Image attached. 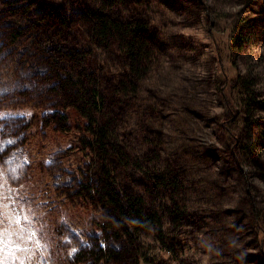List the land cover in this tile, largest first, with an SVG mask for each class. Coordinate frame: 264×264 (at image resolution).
I'll return each mask as SVG.
<instances>
[{
  "label": "rangeland",
  "instance_id": "1",
  "mask_svg": "<svg viewBox=\"0 0 264 264\" xmlns=\"http://www.w3.org/2000/svg\"><path fill=\"white\" fill-rule=\"evenodd\" d=\"M124 2L125 15L147 23L154 60L136 100L114 107L115 121L134 157L148 144L179 177L172 264H264V0ZM6 3L0 0V262L119 264L97 251L110 245L102 210L82 185L95 170L85 121L69 109L67 131L46 122L40 56L48 51L36 44L59 20L40 32L34 6ZM96 55L119 72L111 53ZM132 175L123 182L141 189ZM138 242L139 264L171 260L153 233ZM120 253V264H133Z\"/></svg>",
  "mask_w": 264,
  "mask_h": 264
},
{
  "label": "trees",
  "instance_id": "2",
  "mask_svg": "<svg viewBox=\"0 0 264 264\" xmlns=\"http://www.w3.org/2000/svg\"><path fill=\"white\" fill-rule=\"evenodd\" d=\"M18 1L26 2L23 9L35 7L40 32L52 28L49 19L59 20L48 41L36 44L48 51V56H40L51 110L45 116H49V125L63 132L68 130L67 110L85 121L90 136L85 144L93 152L95 170L82 185L102 210L103 238L110 245H98L97 251L118 262L125 260L118 255L124 252L132 256L133 264H139L138 240L153 233L171 259L165 263L172 264L178 243L173 229L181 220L177 208L182 194L179 177L161 167L157 150L148 144L139 160L134 157L129 144L119 138L118 114H114L115 106L136 100L154 60L147 23L133 14L125 15L124 0H7L6 4L12 7ZM41 19L47 25H40ZM100 49L112 54L118 73L113 74L100 62L96 55ZM130 174L140 178L141 189L123 182L133 177ZM164 224L169 226L166 234Z\"/></svg>",
  "mask_w": 264,
  "mask_h": 264
},
{
  "label": "snow or ice",
  "instance_id": "3",
  "mask_svg": "<svg viewBox=\"0 0 264 264\" xmlns=\"http://www.w3.org/2000/svg\"><path fill=\"white\" fill-rule=\"evenodd\" d=\"M4 247H5V241L3 239L2 234H0V252L4 250ZM0 264H2V262H0Z\"/></svg>",
  "mask_w": 264,
  "mask_h": 264
}]
</instances>
